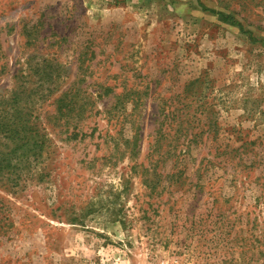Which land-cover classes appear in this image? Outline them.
<instances>
[{
	"label": "rangeland",
	"instance_id": "rangeland-1",
	"mask_svg": "<svg viewBox=\"0 0 264 264\" xmlns=\"http://www.w3.org/2000/svg\"><path fill=\"white\" fill-rule=\"evenodd\" d=\"M0 264H264V0H0Z\"/></svg>",
	"mask_w": 264,
	"mask_h": 264
},
{
	"label": "trees",
	"instance_id": "trees-1",
	"mask_svg": "<svg viewBox=\"0 0 264 264\" xmlns=\"http://www.w3.org/2000/svg\"><path fill=\"white\" fill-rule=\"evenodd\" d=\"M210 12L214 13V14H218L225 22H230L231 24L233 25H237L239 27H243L242 24L236 20L233 16H230V15H226L224 14L223 12H218L216 10H209Z\"/></svg>",
	"mask_w": 264,
	"mask_h": 264
}]
</instances>
